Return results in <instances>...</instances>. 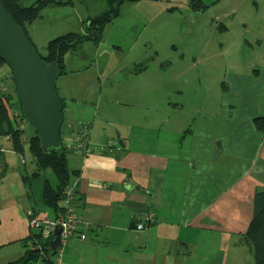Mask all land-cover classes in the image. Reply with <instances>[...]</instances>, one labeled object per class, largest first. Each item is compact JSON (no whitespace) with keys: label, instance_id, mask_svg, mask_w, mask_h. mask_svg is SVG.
Instances as JSON below:
<instances>
[{"label":"crops","instance_id":"0c3cea01","mask_svg":"<svg viewBox=\"0 0 264 264\" xmlns=\"http://www.w3.org/2000/svg\"><path fill=\"white\" fill-rule=\"evenodd\" d=\"M154 1H126L122 7L145 12ZM76 15L84 18L78 11ZM35 23L28 28H36ZM139 61L118 70L129 86L137 87L145 76L146 65ZM72 71L69 74L76 73ZM229 78L217 87L221 96L216 109L211 101L196 106L186 99L183 103L196 110L182 112V99L160 102L149 95L145 105L154 106L153 113L131 111L133 115L123 117L114 108L112 116H102L100 122L96 110L92 128L87 124L90 116L78 113L82 119L69 130L66 142L72 149L70 166L78 170L71 184L86 238L71 237L57 264H255L247 230L255 193L264 188V132L255 124L264 116V80L254 71L231 73ZM1 81L14 93L9 72ZM174 92L183 95L181 89ZM69 105L65 119L75 124ZM80 129L87 130L88 138ZM37 171L34 158L16 152L9 136H0V264L26 254L25 240L37 231L30 226L32 215L57 216L44 200V182L30 181L47 177ZM147 212L154 214V221L137 230Z\"/></svg>","mask_w":264,"mask_h":264},{"label":"rangeland","instance_id":"374dc122","mask_svg":"<svg viewBox=\"0 0 264 264\" xmlns=\"http://www.w3.org/2000/svg\"><path fill=\"white\" fill-rule=\"evenodd\" d=\"M74 1L76 5L70 7L45 8L35 21L36 28H28L40 53L45 54L47 43L57 36L69 32L84 33L87 19L107 7L106 0ZM202 1L207 7L198 11L191 8L190 0H155L144 8L145 12L121 7L120 15L104 27L99 42L87 41L77 50L65 53L67 70L76 73L60 75L56 82L57 92L62 94L68 105L71 103L70 97H78L69 105L73 113L71 122L75 124L65 121L62 126L65 141L71 137L69 130L82 119L78 116L79 112L90 116L87 124L92 128V117L96 116V110V119L100 122L103 118L111 117L114 108L123 117L133 115L132 112L135 115L156 112L154 106L147 108L145 105L149 95L160 102L162 98L171 99L173 103L180 102V99L182 103L186 99V102L192 100L196 106L201 105V100H207L216 109L221 96L217 87L230 79L229 74H251L256 68L264 80V0ZM77 11L84 18L79 19ZM139 59L146 65L145 76L137 81V87L129 86L118 70L125 65H133ZM10 71L8 64H4L0 68V76ZM108 76L110 79H107ZM100 77L103 81L101 95L98 91ZM85 87H89L88 90L76 91ZM177 89L183 90V95L175 94L174 90ZM134 98L136 100L132 101ZM183 104L185 110L182 112H188L187 108L194 112L193 106ZM97 124L99 126L100 123ZM80 125L86 124L81 122ZM134 146L142 147L141 144ZM43 175L55 183L51 171L47 170ZM44 179L34 177L30 181L38 185ZM57 228L62 230L59 226L49 237L40 236L38 241L43 242L36 246L41 248L48 242V248Z\"/></svg>","mask_w":264,"mask_h":264},{"label":"trees","instance_id":"16d2710c","mask_svg":"<svg viewBox=\"0 0 264 264\" xmlns=\"http://www.w3.org/2000/svg\"><path fill=\"white\" fill-rule=\"evenodd\" d=\"M126 1L134 0H106V9L98 15L87 19L84 33L69 32L57 36L47 43L45 54H42L30 36L28 26L41 17L45 8L73 5L74 0H3L8 12L15 21L23 27L27 36L37 47L39 56L47 63H57L59 76L70 72L67 70L65 53L69 50H77L82 43L87 41H92L94 43L99 42L104 27L107 23L113 21L120 15L122 4ZM190 6L197 11L207 7L202 0H190ZM83 22L84 21H82V23ZM4 64H6V62L0 56V68ZM254 72L255 74L260 73L256 68H254ZM9 74L12 80L11 85L14 87V93L7 90L8 87L6 83L0 82V136H9L16 152L22 155L28 153L34 158L38 167L37 175L41 176L43 172L47 170H50L54 175L56 180L55 183H52L49 177H45L42 192L46 204L52 207L58 214L62 208L64 189L68 185H72L71 183L74 177L78 175V170L73 169L69 163L68 157L72 149L64 142L65 140L62 136L61 128L62 147L58 149L52 148L47 151L43 150L35 128L30 120L23 114L12 71H10ZM60 98L64 115L62 121L63 126L66 121V102L62 96H60ZM16 105L18 106L17 110L14 108ZM255 124L259 130L264 132V116L256 118ZM27 127L32 128L31 133L27 132ZM80 131L81 134L83 133V135L88 138L89 134L87 130L80 129ZM74 145H76V143ZM104 151L107 152V150ZM1 169H3L2 166ZM74 193L78 198L75 189ZM135 227L137 229V225H135ZM247 236L253 244L255 264H264V188L258 189L255 193L254 215L247 230ZM39 237V231L31 233L25 240V246L28 248L26 254L19 260L4 264H37L40 259L46 264H57L56 256H50L48 248H46L48 242L44 243L41 248L36 246L43 242V240L38 241Z\"/></svg>","mask_w":264,"mask_h":264},{"label":"water","instance_id":"95a60500","mask_svg":"<svg viewBox=\"0 0 264 264\" xmlns=\"http://www.w3.org/2000/svg\"><path fill=\"white\" fill-rule=\"evenodd\" d=\"M0 56L11 68L23 114L30 120L40 138L43 150L61 148L63 121L62 101L57 92L59 78L56 62L47 63L37 47L0 0ZM119 144L121 141L117 133ZM57 228L49 242L50 256L57 253L61 241Z\"/></svg>","mask_w":264,"mask_h":264},{"label":"built area","instance_id":"2783aa9c","mask_svg":"<svg viewBox=\"0 0 264 264\" xmlns=\"http://www.w3.org/2000/svg\"><path fill=\"white\" fill-rule=\"evenodd\" d=\"M23 127V126H22ZM111 144H115V141H111ZM70 144L68 143V146ZM74 186L68 185L64 189V198L62 203V208L60 213L54 217H38L32 215L30 226L35 230L41 232L40 236L43 238L49 237L51 232L56 228L61 226V241L57 249L56 256L58 261L64 256L66 245L68 240L73 236H79L81 239L86 238V234L82 232L83 222L78 215L75 207L76 195L74 193ZM32 214V213H31ZM154 221V214L147 212L141 220L137 223V229L143 230Z\"/></svg>","mask_w":264,"mask_h":264},{"label":"clouds","instance_id":"9594fccd","mask_svg":"<svg viewBox=\"0 0 264 264\" xmlns=\"http://www.w3.org/2000/svg\"><path fill=\"white\" fill-rule=\"evenodd\" d=\"M65 143H67L66 141H64ZM116 142V141H115ZM111 143V142H110ZM68 144V143H67Z\"/></svg>","mask_w":264,"mask_h":264}]
</instances>
